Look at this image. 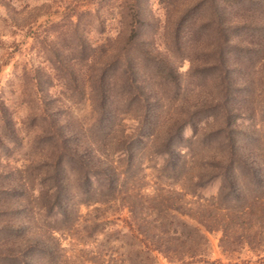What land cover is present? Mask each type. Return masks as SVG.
<instances>
[{"label": "trees", "instance_id": "trees-1", "mask_svg": "<svg viewBox=\"0 0 264 264\" xmlns=\"http://www.w3.org/2000/svg\"><path fill=\"white\" fill-rule=\"evenodd\" d=\"M247 1L251 11L263 4ZM240 2L191 0L165 53L146 42L143 26L128 24L130 40L117 50L100 45L92 73H74L60 49L47 59L60 72L32 70L31 119L42 125L29 140L35 157L0 169V264H67L61 236L75 229L79 208L92 204L96 233L103 232L106 212H127L125 231H114L118 244L99 242L94 264H154L157 254L173 264H251L208 260L205 235L219 230L223 253L264 249V129L252 121L264 119V72L254 76L264 71V21H228V9ZM187 28L192 38L184 36ZM238 29L247 38L235 39ZM76 36L79 59L90 60L92 47L82 33ZM174 54L189 58L187 74L178 71ZM53 80L69 101H90L92 122L65 117L67 107L47 90ZM129 112L132 128L122 124ZM1 127L7 141L14 136L22 144L5 112ZM212 140L213 152L200 156ZM147 150L162 161L152 187L144 183ZM213 179L216 195L198 197Z\"/></svg>", "mask_w": 264, "mask_h": 264}, {"label": "rangeland", "instance_id": "rangeland-1", "mask_svg": "<svg viewBox=\"0 0 264 264\" xmlns=\"http://www.w3.org/2000/svg\"><path fill=\"white\" fill-rule=\"evenodd\" d=\"M241 1L239 8L228 9L226 14L228 21L241 20L249 24L264 21V0L261 8L255 11L249 10L253 8L252 3L247 0ZM190 2L191 0H0V169L20 167L26 163L27 158L35 157V153L30 150L29 140L42 124L38 119L36 122L31 119L35 112L31 75L37 74L32 70L36 69L39 75L44 76H54L55 73L60 72L58 68L56 69V64L52 65L47 60L54 61V54L60 49L64 51L66 58L72 59L69 69L74 73H92L96 70V50H100V45L107 44L112 50H117L124 42L130 40L131 32L125 30L128 24L143 26L140 28H144L142 33L146 42L150 45L152 43V46L154 44L161 53H165V46L172 39L171 28ZM134 10L139 14L133 19L130 14ZM69 19L75 24L77 22V27L71 24ZM188 32V28L183 30L184 36L192 38L193 35ZM79 33L84 35V39L93 49L91 59L88 61L79 59V51L76 47V35ZM114 38H117V42ZM234 38L241 41L247 38V34L243 29H238ZM196 54L198 55V52ZM174 55L176 58L172 59L175 60L178 71L187 74L190 67L189 58ZM263 72L261 70L254 76L262 75ZM47 86L46 81L42 87ZM47 90L67 107L65 117L72 120L81 119L85 123L93 121L94 114L89 100H76L74 103L69 101L68 92L58 80H53ZM252 99H255V95ZM2 103L4 109L1 108ZM4 112L15 125L22 144L16 142L14 136H11L10 142L4 137V130L1 127ZM125 117L122 124L132 128L135 125L132 112ZM260 118L258 115L252 121L258 122L264 129V119L260 120ZM248 121L251 120L241 122L246 125ZM183 135L184 137L191 135L189 127L184 129ZM212 141L199 148L200 156L207 157L213 152L216 141ZM161 162L159 156L155 157L151 155L150 150L146 151V157L142 161L147 175L144 182L146 187L154 186L155 182L159 183L156 175ZM162 182L166 183L164 179ZM218 188L219 180L213 179L198 188L196 194L202 199L210 198L216 195ZM193 199L195 198L188 196L186 201L191 202ZM95 208L96 204L81 206L79 208L81 217L75 229L62 234L61 242L66 249L67 264H94L92 259L96 257V247L99 242L110 239V245L118 244L113 241L116 234L114 231L125 228L127 212L115 210L116 208L106 212L108 218L105 220L103 232L96 233V228L91 229L92 221H96ZM205 235L208 241L206 258L210 261L234 263L245 259L251 264L264 263V249L251 251L245 247L238 252L223 253L220 248V231H207ZM154 264L173 263L157 254Z\"/></svg>", "mask_w": 264, "mask_h": 264}]
</instances>
